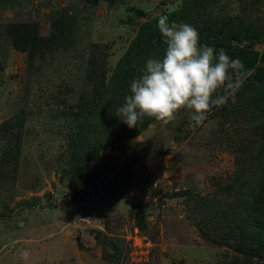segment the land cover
Listing matches in <instances>:
<instances>
[{"label": "rangeland", "instance_id": "obj_1", "mask_svg": "<svg viewBox=\"0 0 264 264\" xmlns=\"http://www.w3.org/2000/svg\"><path fill=\"white\" fill-rule=\"evenodd\" d=\"M161 16L242 84L200 125L130 128ZM263 56L264 0H0V264H264Z\"/></svg>", "mask_w": 264, "mask_h": 264}, {"label": "clouds", "instance_id": "obj_2", "mask_svg": "<svg viewBox=\"0 0 264 264\" xmlns=\"http://www.w3.org/2000/svg\"><path fill=\"white\" fill-rule=\"evenodd\" d=\"M157 27L166 46L164 55L147 59L115 115L132 128L146 116L168 124L186 109L191 121L200 125L213 107H222L229 98L235 102L242 84V61L224 49L217 52L201 45L198 30L190 24L170 23L161 16ZM20 255L25 262L30 258L27 250Z\"/></svg>", "mask_w": 264, "mask_h": 264}, {"label": "trees", "instance_id": "obj_3", "mask_svg": "<svg viewBox=\"0 0 264 264\" xmlns=\"http://www.w3.org/2000/svg\"><path fill=\"white\" fill-rule=\"evenodd\" d=\"M12 41H13V44L15 45V47L16 48H21L22 46H21V44H20V42H19V40H18V38H17V36L16 35H14V36H12ZM241 51H239V57H241V58H243V59H245L244 58V56L247 54V55H254V57H248L249 59H253V60H256V59H258L257 58V55L254 53V54H252V51H246L245 49H240ZM225 52L230 56V57H232V55H233V53L235 52V50H227V49H225ZM246 53V54H245ZM262 59L264 60V56L262 57ZM123 64H124V62L123 61H120L118 64H117V68H116V70H122L121 68H122V66H123ZM114 85V84H113ZM96 117V119H100L101 117L98 115V113H96L95 115H94V118ZM91 155V153H89V154H87V156H90ZM251 223H252V228H254L255 227V221L254 222H252V221H250ZM256 229V228H255Z\"/></svg>", "mask_w": 264, "mask_h": 264}]
</instances>
